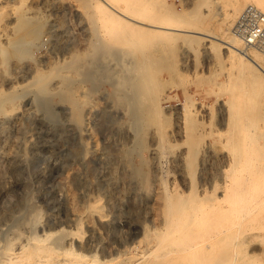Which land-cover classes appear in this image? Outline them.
Segmentation results:
<instances>
[{"label": "rangeland", "instance_id": "374dc122", "mask_svg": "<svg viewBox=\"0 0 264 264\" xmlns=\"http://www.w3.org/2000/svg\"><path fill=\"white\" fill-rule=\"evenodd\" d=\"M243 1L235 13L234 0H152L136 16L226 38L237 35L236 21L251 3ZM90 12L81 0H0V245L36 235L44 243L59 238L73 256L83 254L94 264L110 257L115 264H164L160 256L166 248L156 244V186L145 187V208L139 194L135 203L128 197L139 179L133 170L139 159L151 163L148 117L156 116L167 141L176 145L181 140L169 129L177 107L203 104V133L222 144L217 95L223 92V100L235 90L226 77L233 73L230 54L221 39L166 27H146L141 35L134 27H108V45L102 37L95 43ZM207 39L214 45L209 51L203 48ZM240 46L251 55L259 51ZM255 70L260 75L255 108L264 119V73ZM123 166L131 173L130 186L120 178ZM258 227L249 248L254 263L261 257L256 263L264 264V230Z\"/></svg>", "mask_w": 264, "mask_h": 264}, {"label": "bare ground", "instance_id": "6f19581e", "mask_svg": "<svg viewBox=\"0 0 264 264\" xmlns=\"http://www.w3.org/2000/svg\"><path fill=\"white\" fill-rule=\"evenodd\" d=\"M242 1L243 0H234L233 12H238L239 8H241ZM248 1L264 11V0ZM81 2L85 8L87 7L91 10L89 15L90 21L97 28L96 34H93V42L95 43H97L102 37L105 39V44L108 45V27L109 31H118L122 28L127 30V27H134L135 35L143 34L146 27H166L169 28V30L179 29L184 32L193 31L197 34L208 37V39L210 37L212 39L218 38L215 35L199 30L175 28L164 26L163 24H156L153 21L146 22L138 19L136 15L145 12L148 6L152 3V0H81ZM174 32L175 31H173V33ZM239 37L237 35H230L226 38H218L221 39V42L230 54L233 73L231 71L226 77L230 86L235 88V90L230 91V94H227V97H224L223 100L219 97L220 95H224L222 91L221 94L219 93V95H217V101L220 103L217 109L219 111V124L222 126L221 134L224 135L223 143L221 141L222 144L219 146L215 145L214 142L208 139L206 134L203 133V129L199 123V119L206 111V107H204L203 104L197 103L198 105L190 108L176 106V121L169 129V131L175 135L177 140H181V142L176 145L167 141L166 128L161 123L157 122L156 116L150 114L148 117L150 119L148 125L151 127L150 140H152L151 145L148 148V155H150L151 163L147 158L141 157V150L143 149L139 148L141 151L139 157L141 158L135 169H133L134 171H137L139 179H137L136 186L130 187L128 197L131 202L135 203L137 200L136 197L139 194L140 196L138 197L141 199L139 201L143 203L142 208H145L148 201L145 187L150 185L156 186L153 192V199L158 204L156 220L158 219L160 224L157 230L158 238L156 244L157 247L164 245L166 248L162 256L159 255L164 264H255L256 262H261V260L259 261L261 255L258 254L260 258L254 263V259L252 260L251 258L252 254H250L251 249L249 247L253 240L254 228L258 225L259 227L256 231L261 228V230H264V119L261 117L260 111H257V108H255V96L259 93L256 89V82H258L260 76L255 68L260 69L264 73V64L262 63V60L264 61V52L255 50L252 55L249 54L246 52L247 50L241 48V46L239 47L240 43H244L243 39ZM208 39L203 43L205 51H209L210 47L214 46L212 45V41L208 44ZM24 41H19V43H23ZM244 45L246 44L244 43ZM186 59H188V55L186 56ZM81 65L83 66V63ZM75 68L77 67L75 66ZM27 86H29V84ZM16 91L19 90L16 89ZM6 95L7 94L5 93L3 98H5ZM175 95L177 96V94ZM11 141L13 140L11 139ZM118 146L120 145L118 144ZM129 174L131 173H129L126 166L121 167L120 178L122 179V183L127 184L128 186L133 184V179ZM139 208H141V206ZM153 216L155 215L153 214ZM77 220L79 221V219ZM76 223L78 224L77 221ZM59 225L62 224L59 223ZM65 233L66 235L68 234L67 232ZM4 234H1V236ZM48 235H50V232ZM58 235L61 234L58 233ZM43 240L44 238L34 235L32 237H25L20 242L14 243L6 241L0 245V264L95 263L85 260L83 254L73 256L68 248L61 245L59 238L51 240L48 243H44ZM262 240L264 241V239ZM80 245H82V243ZM127 247H130V245ZM141 247L142 246H140V249H146V245L143 248ZM134 248L136 249L137 247ZM130 249L131 248H129V250ZM135 251L137 252V250ZM144 251L142 253H144ZM140 252L135 254L139 255L138 253ZM150 252L153 253V251ZM144 254V256H146V254L149 255L150 253L148 254L145 252ZM154 254L155 252L153 255ZM148 261L150 260L147 259V262ZM136 262L134 261L133 263ZM96 264H115V262H113V257H110L106 260H98ZM152 264H155L154 261Z\"/></svg>", "mask_w": 264, "mask_h": 264}, {"label": "built area", "instance_id": "2783aa9c", "mask_svg": "<svg viewBox=\"0 0 264 264\" xmlns=\"http://www.w3.org/2000/svg\"><path fill=\"white\" fill-rule=\"evenodd\" d=\"M235 32L246 46L264 52V11L255 4H247L237 19Z\"/></svg>", "mask_w": 264, "mask_h": 264}]
</instances>
